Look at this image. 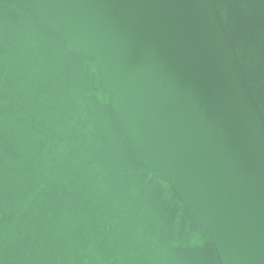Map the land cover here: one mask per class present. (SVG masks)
<instances>
[{
  "label": "water",
  "instance_id": "95a60500",
  "mask_svg": "<svg viewBox=\"0 0 264 264\" xmlns=\"http://www.w3.org/2000/svg\"><path fill=\"white\" fill-rule=\"evenodd\" d=\"M0 264H264V0H0Z\"/></svg>",
  "mask_w": 264,
  "mask_h": 264
}]
</instances>
